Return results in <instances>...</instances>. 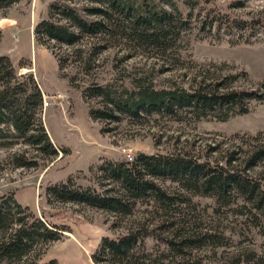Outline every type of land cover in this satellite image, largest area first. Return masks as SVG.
<instances>
[{
	"label": "trees",
	"instance_id": "trees-1",
	"mask_svg": "<svg viewBox=\"0 0 264 264\" xmlns=\"http://www.w3.org/2000/svg\"><path fill=\"white\" fill-rule=\"evenodd\" d=\"M20 1L0 0V10ZM261 34L264 9L246 18L212 0H50L47 16L33 29L37 44L54 47L61 76L80 89L92 120L107 124L124 117L137 124L153 117L225 122L247 113L250 100L264 104V82L238 88L245 71L182 55L192 40L235 35L230 43L253 44L264 42ZM121 46L160 60L159 68L100 82L101 55ZM123 59L111 61L112 70ZM166 68L183 69L186 80L159 83L157 73ZM42 104L32 74L18 80L9 57L0 55V149L26 146L7 157L15 168L46 167L68 153L50 139ZM113 130L102 125L100 133ZM88 170V184L71 175L46 184L40 197L48 206L74 204L107 216L111 234L100 237L93 264H264L263 131L232 133L204 146L177 136L165 152L102 159ZM71 231L16 199L1 202L0 264H59L43 256Z\"/></svg>",
	"mask_w": 264,
	"mask_h": 264
},
{
	"label": "rangeland",
	"instance_id": "rangeland-1",
	"mask_svg": "<svg viewBox=\"0 0 264 264\" xmlns=\"http://www.w3.org/2000/svg\"><path fill=\"white\" fill-rule=\"evenodd\" d=\"M212 1L224 10L246 18L264 9V0ZM49 2L50 0H21L8 9L0 10V55L9 57L18 80L22 81L32 74L43 94V100L48 102L46 107L42 104V122L53 143L67 148L68 153L63 156L62 152L59 153L46 167L15 168L7 157L11 152L26 150V146L18 144L13 149H0V203L13 198L49 221L70 225L72 231L66 233L63 240L75 241L79 250L62 242L48 249L43 261L64 257L63 264H93L91 252L102 235L111 234L109 224L105 222L107 216L100 211L74 204L46 205L40 197L46 184L65 180L71 175L77 176L80 183L88 184L89 167L95 166L102 159H125L121 152L124 147L133 155L137 152H165L177 136L181 140L188 139L204 146L214 145L232 133L264 132V104L250 100L247 103V113L225 122L201 120L187 124L157 117L146 118L143 124H137L127 117L119 123L111 124L94 121L89 116L80 89L61 76L51 53L50 48L54 49L52 44L47 48L35 42L34 26L47 16ZM235 2L243 4L236 9L229 8ZM235 37L222 35L221 42L192 40L187 49L182 51V55L197 62H226V70L247 73V78L242 77L235 86L257 88L264 82V42L256 40L253 44H246L240 39L236 44L230 43ZM259 38L264 39V34L259 35ZM122 56L123 61L116 64L119 67L115 68L116 71L112 70L111 61ZM160 63V60L153 57L134 55L126 47H114L103 52L100 57L98 80L104 82L123 75L130 76L135 69H146L150 65L159 68ZM166 69L168 70L157 73L159 83L167 85L186 80L183 69ZM97 101L90 100L92 104H97ZM102 125L114 130L101 134ZM200 201L202 204L211 203L210 199Z\"/></svg>",
	"mask_w": 264,
	"mask_h": 264
},
{
	"label": "crops",
	"instance_id": "crops-1",
	"mask_svg": "<svg viewBox=\"0 0 264 264\" xmlns=\"http://www.w3.org/2000/svg\"><path fill=\"white\" fill-rule=\"evenodd\" d=\"M50 136V135H49ZM55 144V143H54ZM63 242V243H62ZM59 243H62V244H71L73 247H74V249L76 250V251H78L79 250V248L77 247V243L75 242V241H72V240H70V239H67V240H61V241H58V242H55V243H53L51 246H50V248L49 249H51L52 247H54L56 244H59ZM95 250V249H94ZM93 250V251H94ZM92 251V252H93ZM70 252V250L67 252V253H69ZM91 252V253H92ZM47 253V252H46ZM65 254H66V252H65ZM46 255V254H45ZM44 255V256H45ZM44 256H43V259L42 260H44ZM58 262H59V264H63V262L65 261L64 259V257H57V258H55ZM65 263V262H64Z\"/></svg>",
	"mask_w": 264,
	"mask_h": 264
},
{
	"label": "built area",
	"instance_id": "built-area-1",
	"mask_svg": "<svg viewBox=\"0 0 264 264\" xmlns=\"http://www.w3.org/2000/svg\"><path fill=\"white\" fill-rule=\"evenodd\" d=\"M47 105H48V102L44 99L43 100V106L46 107ZM121 152H122V155L124 156V158L126 160H132L134 157L133 153L129 149H127L126 147H124L121 150Z\"/></svg>",
	"mask_w": 264,
	"mask_h": 264
}]
</instances>
